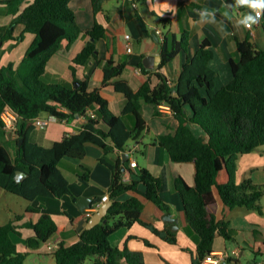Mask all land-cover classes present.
Masks as SVG:
<instances>
[{"label": "trees", "instance_id": "1", "mask_svg": "<svg viewBox=\"0 0 264 264\" xmlns=\"http://www.w3.org/2000/svg\"><path fill=\"white\" fill-rule=\"evenodd\" d=\"M106 1L92 0L96 19L86 32L92 40L75 55L71 65L74 78L80 83L75 87L63 82H48L44 78L53 56L65 47L71 48L84 34L76 12L70 6L71 0H0L7 7V13L14 15L9 24L0 26V41L15 40L14 46L25 39L27 33L34 35L19 65L9 62L0 67V187L29 200L28 212L40 213L36 221L17 224L16 221L22 219V215L17 214L13 220L0 224V264H24L31 250L48 242L59 229L53 213H65L72 220L81 213L76 205L81 197L77 187L79 182L70 181L59 165L64 157L83 158L88 142L99 144L105 150L100 163L108 164L112 170L109 198L113 204L99 224L91 229L84 228L75 243L68 246L62 243L53 252L56 264H84L90 257L94 258L95 264H145L142 252L114 247L110 241L114 233L130 228L136 222L150 227L170 243L178 241L176 231L160 230L143 217L144 199L169 210L165 179L144 167L138 172L139 179L127 181L122 158L119 157L116 165L106 158L112 151L108 139L114 142L112 148L127 151L130 140L140 141L150 130L144 116V103L154 105L155 117L164 115L161 105L170 108L179 122L175 132L157 134L154 139L167 149L173 161L194 166L192 183L182 174L173 173L186 219L199 237L192 264H203L207 254L213 251L218 232L227 239L233 238L228 217L235 208L263 212L264 183H254L251 178L240 181L238 161L242 154L264 145V49L249 37L238 40L240 58L230 60L232 79L216 88L218 72L210 65L215 57L212 41L204 39L192 52L188 30L179 39L176 35L169 39L165 34L161 42V67L180 54L184 56L177 81L160 71L147 69L140 61L138 65L146 78L135 90L124 77L129 60L117 61L113 55H100L98 41L106 38L107 27L97 16L105 12L109 18L104 7ZM229 4L238 5L240 9L247 7L240 0H229ZM159 22L168 25L171 18L159 16ZM17 23L24 28L19 35H15ZM91 61L94 65L85 79L78 78V68ZM98 65L102 66V85L90 89V80ZM153 76L157 78L156 83ZM108 86L125 95L123 114L135 117L133 128L110 107L109 99L103 94V88ZM8 106L18 112L22 121H19L15 139L10 138L1 118ZM93 107H96V117L89 114ZM42 112L67 119V122L80 114L87 116L88 121L77 132L46 147L31 141V127H27V122ZM101 122L106 124L107 130L100 127ZM4 135L8 140H15V155ZM20 138H24L21 144ZM17 170L26 171L28 176L17 181ZM89 171L93 172L90 168ZM82 177L88 175L82 174ZM140 183L145 190H140ZM126 192L134 194L126 200L118 199ZM105 193L96 191L93 203H98ZM218 196L224 203L222 218H218L216 212ZM22 227L32 228L35 232L25 239L30 251L18 249V238L22 237L19 228Z\"/></svg>", "mask_w": 264, "mask_h": 264}, {"label": "crops", "instance_id": "2", "mask_svg": "<svg viewBox=\"0 0 264 264\" xmlns=\"http://www.w3.org/2000/svg\"><path fill=\"white\" fill-rule=\"evenodd\" d=\"M70 6L76 12L77 20L83 28L84 34L71 48L65 47L61 49L50 60L44 74V78L48 82H63L67 85H74L75 78L71 69L73 59L85 44L92 40L86 33L92 28L96 19L92 0H71ZM104 7L109 14V18H106L105 12H101L97 16V19L107 27L106 38L98 41L100 55L106 57L113 55L117 61L129 60L130 63L124 72V77L135 90L141 87L146 78L142 68L138 65L139 62L142 61L144 63L145 56L150 53L161 52V42L163 40L158 42L153 37L151 34L153 28L160 30L163 37L167 34L169 39L173 35H176L179 39L182 33L188 30L192 52L196 51L198 43L204 39L211 40L215 57L210 61V65L218 72L216 88L222 87L232 79L230 60H238L240 58L238 40H245L249 37L258 47L264 49V11L262 17L257 18L254 9L249 5L244 9H240L238 5H230L229 0H147L145 2L107 0ZM1 11L5 12L2 8ZM249 15L256 19V22L250 28L242 23ZM159 16L170 17L171 23L168 25L160 23ZM13 18L14 15L7 13L6 18L0 19V26L9 24ZM17 28L18 26H15V29ZM23 29L22 26L19 33ZM147 29L150 30L149 33ZM126 34H130L132 38L134 50L131 53L127 51L125 46ZM15 35L19 34L15 33ZM1 42L0 53L4 51V47H12V44H15V40ZM17 44L11 49L14 53L15 49L20 47V42ZM29 46L30 44L24 46L22 51L18 50L21 56L19 61H17V57L13 53H10V56L6 59L5 54H3L0 57V67L7 65L9 62H15L16 66L19 65ZM183 60L184 56L180 54L167 65L161 67L160 62L157 68L147 69L160 71L173 81H177L182 70ZM93 65L94 62L91 61L87 65L80 66L77 71V77L85 79L86 74ZM99 70H102L101 65H98L94 71L90 80V89L102 85L103 72L100 73ZM153 79L156 83V76H153ZM103 94L109 99L112 110L116 114L122 115L127 125L133 128L135 117L131 114H123L127 101L125 95L116 91L113 86L104 87ZM91 110L97 112L96 107ZM143 111L150 125V130L143 135L140 141L130 140L127 151L112 148L114 142L108 139L107 142L112 151L106 155V158L109 163L116 165L119 157H121L122 167L124 165L125 152L129 154V162L136 159L138 165L131 167L129 163V167L126 170L124 178L127 181L139 179L138 172L144 167L150 169L154 175L165 179V195L169 199L167 201L169 210H163L152 200L144 199L143 217L160 230L170 229L176 231L178 241L170 243L155 233L150 227L139 222L134 223L130 228L120 229L111 236L110 241L114 247H128L133 251L142 252L145 264H192V258L197 252L199 237L186 219L182 199L174 186L173 173L182 174L188 182L192 183L194 180V166L190 163L173 161L167 149L154 139L157 134L175 132L179 122L173 116L170 108L166 107L164 115L161 117L154 116L155 107L153 104L144 103ZM39 117L45 118L41 115ZM83 118H87V116L80 115V117H76L69 122L52 121L45 128L36 126L34 120L28 121L27 127H31L30 139L33 142L50 147L55 141L61 140L65 135L77 132V130L82 128V124L85 123V121H82ZM100 127L107 130L104 122H101ZM9 133L10 138L15 139L16 133ZM139 153L143 154V158L137 157ZM104 155L105 150L102 146L88 142L87 152L83 158L64 157L59 165L63 174L70 181L79 182L77 187L81 190V196L88 195L93 198V201L96 197V191L102 190L109 195L112 170L108 164L100 163V158ZM260 157H264V145L240 156L238 161V179L240 181L251 178L257 184L264 182V179H253L254 171L264 169V159H260ZM89 168L93 172H90ZM82 174H87L88 177H82ZM139 188L140 190H145L143 183L139 184ZM133 194V192H126L120 195L118 199L126 200ZM110 200L112 199L109 198L105 202ZM41 202L48 203L46 200H41ZM28 206L29 204L26 207L27 212ZM89 209L87 208L85 213L81 212L74 220L70 219L65 213L58 211L53 213L59 229L49 241L56 245L57 248L62 243L66 246L75 243L79 239L81 231L86 228L90 217ZM223 210V200L218 196L216 205L218 218L223 217ZM166 212L171 213L174 218L178 219L179 227L177 229H171V221L164 219ZM17 214L22 215V219L16 221L17 224H23L27 220L36 221L40 217V213L36 212H28L27 215L23 212ZM228 220L230 221L229 231L232 233L233 238L227 239L218 232L213 251L231 252L233 249L239 248L240 254L239 256H231L218 264H243L242 259L249 252L253 253L254 256L250 258L247 264H255L256 262L264 264V203L263 212L237 207L231 212ZM19 230L22 233V237H20L22 247L20 248L18 244V249L23 252L30 251L25 239L34 235V230L27 227L19 228ZM38 251L39 249L32 251V253ZM41 260L43 261L44 258H41ZM91 261L90 264H95L93 257H91ZM52 263L56 264L54 256Z\"/></svg>", "mask_w": 264, "mask_h": 264}, {"label": "rangeland", "instance_id": "3", "mask_svg": "<svg viewBox=\"0 0 264 264\" xmlns=\"http://www.w3.org/2000/svg\"><path fill=\"white\" fill-rule=\"evenodd\" d=\"M1 8L4 9L5 12H2ZM6 15H7V7L4 5V3L0 2V19H2L3 17L6 18ZM15 26L16 27L18 26V28L15 29V33L20 34L19 32L21 31V28L23 25L21 23H17ZM33 39H34L33 35L31 33H27V38L25 37V39L20 41V47H19V49H15V53H14V51H11V49L14 48L15 45L14 46L12 45V47L5 45L6 47H4V51H1L0 57H2L3 54H5V59H6L7 57L10 56V53H13L17 57L16 58L17 61H19L21 56H20L18 50L22 51L24 49V46L32 43ZM20 53H22V52H20ZM99 72L102 73V70H99ZM41 116L47 117V116H49V113L42 112ZM198 131H199V129H198ZM4 139L7 142V144L9 145L12 154L15 155L16 154L15 140H8L5 137V135H4ZM137 157L141 159V158H143V154L139 153V154H137ZM260 159H264V157H260ZM253 179H255V180L264 179V169H261V171H259V170L254 171L253 172ZM263 203H264V199L262 200V204ZM28 204H30V202L26 198H24L18 194H15L13 192L7 191V190L3 189L2 187H0V224L7 223L11 219L15 218V215L17 213L23 212L24 214L27 215L28 212H27L26 207ZM21 243H22V240L20 238H18V244H19L20 248L22 247ZM49 244H52V242L48 241L46 243H43L42 246L39 248L38 252L32 253V251H35L38 249L31 250L29 256L24 261V264H54V263H52L53 251L48 249ZM253 256H254V254L249 252L248 255H246V257L242 259L243 264H247L248 261H250V258ZM41 258H44V260L42 261ZM91 262L92 261H91V257H90L86 260L85 263L90 264Z\"/></svg>", "mask_w": 264, "mask_h": 264}, {"label": "built area", "instance_id": "4", "mask_svg": "<svg viewBox=\"0 0 264 264\" xmlns=\"http://www.w3.org/2000/svg\"><path fill=\"white\" fill-rule=\"evenodd\" d=\"M136 5V3H135ZM255 11V16L257 11L260 12V16L257 18L262 17L263 15V11L264 8H260V9H254ZM253 26V23L251 24V27ZM159 35H160V40H164L165 36L163 37V34L160 32V30H158ZM126 49L128 52H133L134 47H133V42H132V38L130 34H126ZM167 106L165 105H161V108L164 110ZM63 111L66 109H62ZM89 114L92 117H96L97 116V112L90 110ZM1 118L3 120L4 123V129L7 130L8 132H12V133H16L19 129V121H20V116L18 114V112L16 110H14L12 107L8 106L6 109L3 110L2 114H1ZM67 121V119H59L57 115L54 114H49V116L45 117V118H40L37 117L36 119H34V123L36 126L41 127V128H45L47 127L52 121ZM131 167H136L138 165V162L136 161V159L132 160L130 162ZM109 199V195L105 194L102 199L96 203L93 204V207L89 209V214L91 215L92 212H94L95 210H97L98 208H100L105 201H107ZM48 249L51 251H56L57 247L56 245L53 244H49L48 245ZM240 254V249L239 248H235L233 249L231 252L228 251H218V252H210L207 254V256L204 259L203 264H218L220 262H222L223 260H226L227 258L231 257V256H239ZM255 264H263L261 262H256Z\"/></svg>", "mask_w": 264, "mask_h": 264}, {"label": "water", "instance_id": "5", "mask_svg": "<svg viewBox=\"0 0 264 264\" xmlns=\"http://www.w3.org/2000/svg\"><path fill=\"white\" fill-rule=\"evenodd\" d=\"M246 15V14H245ZM151 34L153 35V37L160 42V35L158 32L157 28H153L151 30ZM2 43V42H1ZM162 62V54L161 52H153L148 54L147 56H145L144 58V65L147 68L150 69H154L158 67V64ZM79 82L78 81H74V86L78 87L79 86ZM77 117H80V114H77ZM82 121L87 122L88 118H83ZM24 138H20V144L21 142H23ZM125 152L124 155V165L122 167V169L124 171L127 170V168L129 167V154ZM28 176L27 172L24 170H17V174H16V180L17 181H21L24 180L26 177ZM93 198L88 196V195H83L81 196L78 201L76 202L77 207L79 208V210L83 213H85L87 211V208H92L93 207ZM113 204V200H110L108 202H105L100 208H98L97 210L94 211V213L91 214V217L88 219L87 224H86V228L91 229L94 226H96L97 224H99L104 217L106 216V214L109 211V208L112 206ZM164 219L171 221V229H177L178 226V219L174 218L172 216L171 213L166 212L164 214ZM106 220V219H105Z\"/></svg>", "mask_w": 264, "mask_h": 264}, {"label": "clouds", "instance_id": "6", "mask_svg": "<svg viewBox=\"0 0 264 264\" xmlns=\"http://www.w3.org/2000/svg\"><path fill=\"white\" fill-rule=\"evenodd\" d=\"M240 3L242 4H247L250 7H252L253 9H260V8H264V0H240ZM256 16L259 17L260 16V12L257 11ZM256 19L254 17H252L251 15L247 16L242 23H244L247 27H251L252 23H255Z\"/></svg>", "mask_w": 264, "mask_h": 264}]
</instances>
